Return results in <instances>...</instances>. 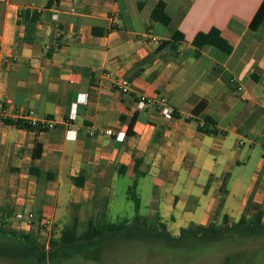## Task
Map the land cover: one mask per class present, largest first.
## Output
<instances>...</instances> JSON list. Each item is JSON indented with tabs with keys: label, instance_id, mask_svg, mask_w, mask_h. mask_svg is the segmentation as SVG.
I'll use <instances>...</instances> for the list:
<instances>
[{
	"label": "crops",
	"instance_id": "1",
	"mask_svg": "<svg viewBox=\"0 0 264 264\" xmlns=\"http://www.w3.org/2000/svg\"><path fill=\"white\" fill-rule=\"evenodd\" d=\"M50 1L0 0V102L55 123L29 131L0 122V206L12 197L10 230L52 237L76 218L109 221L126 177L140 216L154 205L173 236L264 211V24L250 29L264 0H60L56 11ZM161 2L167 26L153 19ZM33 14L36 22L26 18ZM177 32L185 40L174 50ZM201 32L208 43L198 49ZM217 35L231 54L213 44ZM159 95L177 116L140 105ZM204 116L218 134L199 130ZM16 211L34 222L13 227Z\"/></svg>",
	"mask_w": 264,
	"mask_h": 264
},
{
	"label": "trees",
	"instance_id": "2",
	"mask_svg": "<svg viewBox=\"0 0 264 264\" xmlns=\"http://www.w3.org/2000/svg\"><path fill=\"white\" fill-rule=\"evenodd\" d=\"M60 0H51L48 6L55 3H59ZM38 15L33 14L26 15V18L30 21L36 22ZM153 19L165 26L171 22L170 16L165 11V3L161 2L153 11ZM264 24V2L254 16L250 29L256 31ZM95 35L99 33L94 31ZM101 34V33H100ZM174 42L173 49H178V44L175 42H182L185 40L184 35L177 32L173 36ZM208 43V34L199 33L195 37L193 44L196 48L202 49ZM213 44L226 54H231L233 46L223 37L217 35ZM174 116L177 114L173 113ZM137 121V116H134L128 133L132 134L134 124ZM204 126L199 127L202 133L207 135H216L220 132L216 128V122L209 116L203 117ZM7 124L15 125L20 129L29 131H40V127L29 125L21 120L6 121ZM43 131V130H42ZM140 160L136 159V172L138 173ZM77 185H81L77 179H75ZM227 192L226 190H224ZM128 197L134 202L136 216L131 220H120L117 222H111L107 219L89 220L87 226L81 229V222L76 218L73 224L65 225L58 238H53L50 241L49 253H45V246L37 242L36 238L32 234H25L14 232L4 227L5 222H2L0 226V234L6 237L9 241L0 243V258L10 259H22L27 260L29 258H35L39 262H43L50 258H72L76 255H80L88 250L90 247H99L103 243L111 239H123L125 241L133 240H147V239H159L165 241L168 245L178 246L184 245L188 242H199L203 244H209L215 241L223 240L228 234L234 233L245 237H255L260 234H264V211L259 210L253 216L248 215V210L241 217V219L233 224H230L229 217L225 216L223 222L218 224L216 222H210L208 225L191 224L187 228H183L179 236H173L168 230L165 224L160 222L159 214L156 212L153 221H150L147 217L140 216L141 202L136 193V184L128 191ZM48 255V256H47ZM229 264V263H228Z\"/></svg>",
	"mask_w": 264,
	"mask_h": 264
},
{
	"label": "rangeland",
	"instance_id": "3",
	"mask_svg": "<svg viewBox=\"0 0 264 264\" xmlns=\"http://www.w3.org/2000/svg\"><path fill=\"white\" fill-rule=\"evenodd\" d=\"M262 151V148H258ZM248 176L253 172V166L249 165L242 169ZM251 171V172H250ZM250 172V173H249ZM129 178L123 179L119 187L113 190L115 195L114 212L109 221H117L119 218L133 219L136 215L134 203L127 199V186L131 185ZM145 200V194L141 195ZM12 197L7 207L0 206V226L5 222L4 227L9 228L8 216L12 214ZM3 209H5L3 211ZM105 212V207H101ZM157 209L154 205L146 216L153 221ZM146 215L145 211L141 212ZM96 217L93 216V218ZM97 218V217H96ZM103 221L105 218H97ZM131 219V220H132ZM129 220V221H131ZM70 221L68 225L73 224ZM81 222V229L87 226L88 220ZM63 225L56 224L54 233L34 236L37 242L45 246V253H49L51 239L58 238ZM9 240L0 234V243ZM48 246V249H47ZM48 256V255H47ZM264 264V234L255 237H245L230 233L223 240L209 244L199 242H188L184 245L172 246L159 239L125 241L123 239H111L99 247H90L84 253L72 258H50L43 262L35 258L27 260L0 258V264Z\"/></svg>",
	"mask_w": 264,
	"mask_h": 264
},
{
	"label": "built area",
	"instance_id": "4",
	"mask_svg": "<svg viewBox=\"0 0 264 264\" xmlns=\"http://www.w3.org/2000/svg\"><path fill=\"white\" fill-rule=\"evenodd\" d=\"M53 8L55 11L57 10V3L53 4ZM53 20L58 19V14L55 12L52 16ZM0 56H1V50H0ZM123 92L128 91L127 86H121L120 87ZM241 89V88H239ZM166 98L162 95H159L155 98L149 99V98H141L140 99V105L143 106H149V105H156L158 104L161 107V112L162 114L168 118L172 119L173 118V112L172 110L167 106L166 103ZM8 120H21L29 125L35 126V127H40L42 130H48V129H53L55 128V123L52 120L45 119V120H38L33 111H14L12 107L7 103V102H0V122L6 123ZM204 126V122L200 121V127ZM106 135L109 136H115L116 139L122 140L120 135L118 133H115L113 130H107L105 132ZM263 149H264V140H263ZM264 155V152H263ZM35 216L33 213L28 212L24 213L21 211H16L13 215V221L12 225L13 227H20V225L26 224V225H31L32 222H34ZM18 229V228H17Z\"/></svg>",
	"mask_w": 264,
	"mask_h": 264
}]
</instances>
